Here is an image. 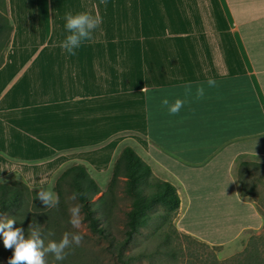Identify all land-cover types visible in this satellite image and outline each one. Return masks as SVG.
Returning a JSON list of instances; mask_svg holds the SVG:
<instances>
[{"label": "crops", "instance_id": "obj_1", "mask_svg": "<svg viewBox=\"0 0 264 264\" xmlns=\"http://www.w3.org/2000/svg\"><path fill=\"white\" fill-rule=\"evenodd\" d=\"M0 179L43 186L72 164L104 174L130 146L176 188L178 228L229 245L264 214V0H5ZM102 23L75 55L66 13ZM213 78L180 113L160 104ZM247 163L248 165H241Z\"/></svg>", "mask_w": 264, "mask_h": 264}, {"label": "rangeland", "instance_id": "obj_2", "mask_svg": "<svg viewBox=\"0 0 264 264\" xmlns=\"http://www.w3.org/2000/svg\"><path fill=\"white\" fill-rule=\"evenodd\" d=\"M1 1L0 12L3 13ZM2 39L1 34L0 42ZM90 175L103 192L110 180L111 170L104 174ZM57 177L43 186L29 188L38 190L51 188L53 190ZM12 181L18 180L0 179L1 183L9 184ZM246 183L251 188V195L258 209L264 214V174L261 177L246 180ZM70 194L69 188L66 186L63 205L58 204L54 208H48L36 195L35 197L30 195L18 210L2 217L16 219L14 226L24 229L26 235L30 227L28 219L35 220V224L31 227L39 230L45 246L49 240H59L65 231H79L83 239L79 245L65 249L66 255L62 264H241L248 254L264 259V223L257 231L244 234L232 244L214 245L182 232L177 225V212L172 215L157 208L151 212L147 225L140 228V232L134 235L132 241L123 250L125 255H134L135 258L123 263L113 254L107 242L90 232L83 221L78 229H74L68 223V208L77 204L76 201L69 199ZM116 194L114 204L110 202L107 204V209L110 212L105 217L104 223L110 228L113 235L121 238L124 228V211L128 209L130 202L129 196L122 191V181L117 186ZM25 218L28 220L27 224H25ZM23 223L27 228L22 226ZM11 255L12 249H6L3 246L2 238H0V264H7V258ZM45 257L47 264H53L50 253H46Z\"/></svg>", "mask_w": 264, "mask_h": 264}, {"label": "trees", "instance_id": "obj_3", "mask_svg": "<svg viewBox=\"0 0 264 264\" xmlns=\"http://www.w3.org/2000/svg\"><path fill=\"white\" fill-rule=\"evenodd\" d=\"M1 3L3 13L0 12V36L2 34L3 39L0 42V66L12 30V24L6 13L5 0ZM120 181H122V191L129 196L130 202L128 209L124 211L122 237L117 238L104 223V219L110 212L107 204L115 202L116 189ZM66 186L70 193L73 191L81 193L76 202L81 205L82 221L88 230L104 239L113 254L123 263L135 258L134 255H125L123 250L132 241L134 235L140 232V228L147 225L151 212L160 208L175 215L179 205V197L174 185L155 177L150 166L130 146L123 147L113 161L111 177L103 192L86 167L80 163L66 167L54 182L53 190L60 197V205H63ZM37 191L39 190L31 189L21 181H12L9 184L0 182V216L18 210L23 201L28 200L30 195L35 197ZM99 193L101 194L93 200ZM25 219V224L28 220L29 226L35 224V220ZM24 228H27L26 225ZM241 264H264V259L248 254Z\"/></svg>", "mask_w": 264, "mask_h": 264}, {"label": "clouds", "instance_id": "obj_4", "mask_svg": "<svg viewBox=\"0 0 264 264\" xmlns=\"http://www.w3.org/2000/svg\"><path fill=\"white\" fill-rule=\"evenodd\" d=\"M64 29L66 35L60 42L59 47L68 55H75L82 43L92 38L93 32L99 28L102 18L96 14L88 12H79L73 14L68 12L63 17ZM215 87L216 81L213 78L207 79L205 82L197 83L195 89L191 85L184 87L183 97H175L171 101L167 96L160 99V104L166 109L170 115L181 112V109L189 102V98L200 100L205 97L206 87ZM36 197L48 208L56 207L60 202V197L51 188H43L36 192ZM81 193L73 191L69 199L78 200ZM68 223L78 229L82 223L81 205L73 204L68 208ZM16 219L13 217L0 216V238H2L3 246L12 249V255L7 258V264H47L45 254L50 253L53 264H62L65 258V249L73 245H79L83 239L79 231H65L59 240H49L45 246L44 240L40 236L37 228L29 227L27 235L21 227L14 226Z\"/></svg>", "mask_w": 264, "mask_h": 264}]
</instances>
